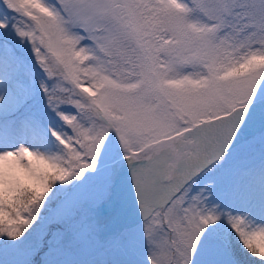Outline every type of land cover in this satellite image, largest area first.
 I'll return each mask as SVG.
<instances>
[{"label":"snow or ice","instance_id":"6c2138e0","mask_svg":"<svg viewBox=\"0 0 264 264\" xmlns=\"http://www.w3.org/2000/svg\"><path fill=\"white\" fill-rule=\"evenodd\" d=\"M0 264H264V0H0Z\"/></svg>","mask_w":264,"mask_h":264}]
</instances>
